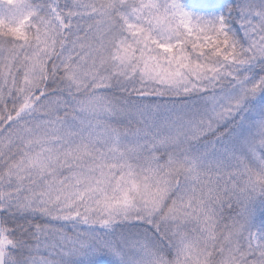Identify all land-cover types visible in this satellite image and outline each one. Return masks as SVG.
Returning a JSON list of instances; mask_svg holds the SVG:
<instances>
[{
    "label": "snow or ice",
    "instance_id": "obj_1",
    "mask_svg": "<svg viewBox=\"0 0 264 264\" xmlns=\"http://www.w3.org/2000/svg\"><path fill=\"white\" fill-rule=\"evenodd\" d=\"M0 4V264H264V0Z\"/></svg>",
    "mask_w": 264,
    "mask_h": 264
},
{
    "label": "trees",
    "instance_id": "obj_2",
    "mask_svg": "<svg viewBox=\"0 0 264 264\" xmlns=\"http://www.w3.org/2000/svg\"><path fill=\"white\" fill-rule=\"evenodd\" d=\"M185 3L187 6L193 10H198L197 5H198V0H185ZM0 14L7 15L5 13V6L3 4H0Z\"/></svg>",
    "mask_w": 264,
    "mask_h": 264
},
{
    "label": "rangeland",
    "instance_id": "obj_3",
    "mask_svg": "<svg viewBox=\"0 0 264 264\" xmlns=\"http://www.w3.org/2000/svg\"><path fill=\"white\" fill-rule=\"evenodd\" d=\"M5 13L7 14L6 8H5Z\"/></svg>",
    "mask_w": 264,
    "mask_h": 264
}]
</instances>
